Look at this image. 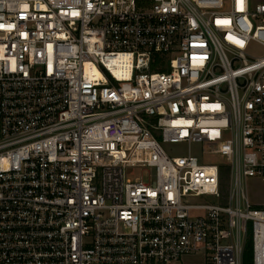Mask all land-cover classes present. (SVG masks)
<instances>
[{
    "label": "built area",
    "instance_id": "obj_1",
    "mask_svg": "<svg viewBox=\"0 0 264 264\" xmlns=\"http://www.w3.org/2000/svg\"><path fill=\"white\" fill-rule=\"evenodd\" d=\"M253 46L252 0H0V264H264Z\"/></svg>",
    "mask_w": 264,
    "mask_h": 264
},
{
    "label": "rangeland",
    "instance_id": "obj_2",
    "mask_svg": "<svg viewBox=\"0 0 264 264\" xmlns=\"http://www.w3.org/2000/svg\"><path fill=\"white\" fill-rule=\"evenodd\" d=\"M264 3V0H252V5L255 6L257 4ZM253 55H262L264 51L259 46H253L250 50ZM195 152V149H193ZM176 155H181L182 151H175ZM127 175L129 177H147L149 175L148 170H143L140 168H131L127 171ZM249 195L251 199L255 202H264V182L259 180H253L249 184ZM181 264H209L203 256L194 255L183 258Z\"/></svg>",
    "mask_w": 264,
    "mask_h": 264
},
{
    "label": "trees",
    "instance_id": "obj_3",
    "mask_svg": "<svg viewBox=\"0 0 264 264\" xmlns=\"http://www.w3.org/2000/svg\"><path fill=\"white\" fill-rule=\"evenodd\" d=\"M244 264H253L252 263V246H251V243L248 244V246H247Z\"/></svg>",
    "mask_w": 264,
    "mask_h": 264
},
{
    "label": "crops",
    "instance_id": "obj_4",
    "mask_svg": "<svg viewBox=\"0 0 264 264\" xmlns=\"http://www.w3.org/2000/svg\"><path fill=\"white\" fill-rule=\"evenodd\" d=\"M250 199H251V197H250ZM251 201L253 202V204H254L255 206H258V207H264V202H255V201H253V199H251Z\"/></svg>",
    "mask_w": 264,
    "mask_h": 264
}]
</instances>
